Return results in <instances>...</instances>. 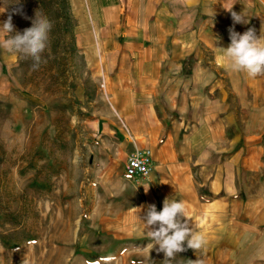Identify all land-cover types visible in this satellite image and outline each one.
I'll return each mask as SVG.
<instances>
[{
  "label": "rangeland",
  "instance_id": "obj_1",
  "mask_svg": "<svg viewBox=\"0 0 264 264\" xmlns=\"http://www.w3.org/2000/svg\"><path fill=\"white\" fill-rule=\"evenodd\" d=\"M82 3L0 0V26L53 25L38 68L0 47V264H164L141 219L166 197L206 234L204 264H264V76L248 85L208 54L148 84ZM135 146L153 151L146 179L126 174Z\"/></svg>",
  "mask_w": 264,
  "mask_h": 264
},
{
  "label": "crops",
  "instance_id": "obj_2",
  "mask_svg": "<svg viewBox=\"0 0 264 264\" xmlns=\"http://www.w3.org/2000/svg\"><path fill=\"white\" fill-rule=\"evenodd\" d=\"M82 4L99 10L84 14L87 19L107 21L99 32L104 43L112 36L127 54L143 59L148 84L159 79L165 64L183 70L192 61L200 70L207 68L212 62L203 58L208 54L217 69L230 70L218 49L230 44L229 28L243 34L254 27L259 35L264 25V0H83ZM232 6L237 13L246 9L247 24L234 23L226 10ZM116 21L123 23L119 30L111 28ZM244 78L248 85L257 82L246 73ZM146 148L135 146L131 153Z\"/></svg>",
  "mask_w": 264,
  "mask_h": 264
},
{
  "label": "clouds",
  "instance_id": "obj_3",
  "mask_svg": "<svg viewBox=\"0 0 264 264\" xmlns=\"http://www.w3.org/2000/svg\"><path fill=\"white\" fill-rule=\"evenodd\" d=\"M233 6L226 10L231 13L234 23L247 24L249 20L246 9L237 13L232 10ZM52 27V22L46 16L36 13L32 26L21 33L15 30L10 14L0 26V32L7 34L0 47L10 53L31 57L33 68H38L42 54L48 47ZM229 37L231 42L226 48L218 47L227 67L234 72H244L252 78L264 76V25L259 35L254 27L248 28L243 34L236 32L234 27L229 28ZM141 220L147 237L153 242V249L164 253V264H172L177 254L188 249L194 250L198 257L190 260V264H204L198 254L207 247L208 239L203 231L189 222L185 201L166 197L162 210L158 211L155 204H150Z\"/></svg>",
  "mask_w": 264,
  "mask_h": 264
},
{
  "label": "built area",
  "instance_id": "obj_4",
  "mask_svg": "<svg viewBox=\"0 0 264 264\" xmlns=\"http://www.w3.org/2000/svg\"><path fill=\"white\" fill-rule=\"evenodd\" d=\"M154 154L149 148L132 153L126 162L127 176L148 178L153 171Z\"/></svg>",
  "mask_w": 264,
  "mask_h": 264
}]
</instances>
